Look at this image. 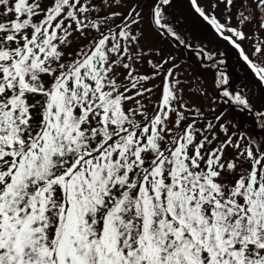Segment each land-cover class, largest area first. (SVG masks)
Returning <instances> with one entry per match:
<instances>
[{"label": "snow or ice", "instance_id": "snow-or-ice-1", "mask_svg": "<svg viewBox=\"0 0 264 264\" xmlns=\"http://www.w3.org/2000/svg\"><path fill=\"white\" fill-rule=\"evenodd\" d=\"M188 3L216 47L174 0H0V264H264V142L224 121L264 132V0Z\"/></svg>", "mask_w": 264, "mask_h": 264}, {"label": "rangeland", "instance_id": "rangeland-1", "mask_svg": "<svg viewBox=\"0 0 264 264\" xmlns=\"http://www.w3.org/2000/svg\"><path fill=\"white\" fill-rule=\"evenodd\" d=\"M173 14L179 20L180 31L183 33V37L190 40L194 45L197 44H208L210 47H216V40L205 22L202 21L190 8L188 0H174V5L172 8ZM219 15V11L217 12ZM264 37V33H260L257 38ZM165 53L172 51L177 57V62L181 66V70L178 73L181 79H185L191 83L192 87L189 89L192 92L198 91V86L202 84L201 80L195 78V67L187 59L189 56L188 51L183 48H177L175 44L164 45ZM247 47V44L245 45ZM221 50H224L221 46ZM226 63L230 66V71L233 76L234 83L238 87L247 86L251 89L252 93L255 95V102H259L261 93L258 91L253 83V78L250 72L242 65L241 62L237 60V57L230 50L226 56ZM140 71L142 73H149L150 70L147 66L141 67ZM205 79L210 77L207 74H203ZM153 84H158L157 81H153ZM159 98V90L157 89L156 94L151 98L153 104ZM200 103H205L204 101H199ZM148 112H152V106L146 105ZM224 121L229 123L231 129H235L237 133L245 134L251 133V136L260 142H264V132L258 127H254L251 122L250 115L246 113H241L239 109L230 108L227 110ZM222 121V122H224Z\"/></svg>", "mask_w": 264, "mask_h": 264}, {"label": "trees", "instance_id": "trees-1", "mask_svg": "<svg viewBox=\"0 0 264 264\" xmlns=\"http://www.w3.org/2000/svg\"><path fill=\"white\" fill-rule=\"evenodd\" d=\"M235 108H233V110H234Z\"/></svg>", "mask_w": 264, "mask_h": 264}]
</instances>
